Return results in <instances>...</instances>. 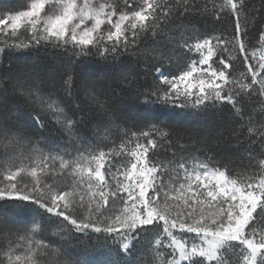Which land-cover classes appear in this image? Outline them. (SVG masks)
<instances>
[{
  "label": "snow or ice",
  "instance_id": "obj_1",
  "mask_svg": "<svg viewBox=\"0 0 264 264\" xmlns=\"http://www.w3.org/2000/svg\"><path fill=\"white\" fill-rule=\"evenodd\" d=\"M0 264H264V0H0Z\"/></svg>",
  "mask_w": 264,
  "mask_h": 264
},
{
  "label": "trees",
  "instance_id": "obj_2",
  "mask_svg": "<svg viewBox=\"0 0 264 264\" xmlns=\"http://www.w3.org/2000/svg\"><path fill=\"white\" fill-rule=\"evenodd\" d=\"M13 2H15V0H13ZM257 2H258V0H257ZM200 26L203 28V27H205L206 25H200Z\"/></svg>",
  "mask_w": 264,
  "mask_h": 264
}]
</instances>
